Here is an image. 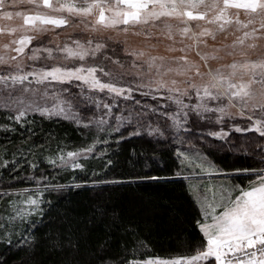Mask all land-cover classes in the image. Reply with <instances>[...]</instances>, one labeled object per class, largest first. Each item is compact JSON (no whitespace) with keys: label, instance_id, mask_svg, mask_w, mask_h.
<instances>
[{"label":"snow or ice","instance_id":"obj_1","mask_svg":"<svg viewBox=\"0 0 264 264\" xmlns=\"http://www.w3.org/2000/svg\"><path fill=\"white\" fill-rule=\"evenodd\" d=\"M23 5L28 8L15 12L6 10V7ZM241 11L249 17L243 27L252 26L251 32L245 31L243 37H264V0H0V18L11 21L15 16L23 21L19 28L0 27V35L11 37L0 47L15 53L0 54V96L4 98L0 133L14 134L18 127L23 129L30 113H39L47 119H72L77 126L89 131L95 128L96 135L91 144L66 154L59 149L46 159L54 170L67 171L71 167L73 172L79 169L85 174L87 162L98 159L105 176L121 166L119 151L109 152L110 141L114 140L117 149L134 140L155 145L151 148L152 156L138 153L133 145L126 156L131 168L121 173L129 180H101L93 172V184L120 185L151 180L178 182L183 186L185 181H189L199 243L194 248H185L183 253L168 257L149 255L137 259L135 247L132 254L128 253L127 240L122 248L115 250L105 241L92 250L90 258L85 259L82 241L86 237L82 231L91 230H82L80 223L74 221L68 212L58 217L62 221L56 227L58 237L49 236L47 241H39L30 232L31 238L21 233L13 241L14 233H10V229L16 228L15 221L25 224L27 231L26 221L35 223L34 216L43 218L48 214L43 207L44 194L64 186L54 185L43 172L39 176L35 171L21 176L25 165L36 170L39 164L29 158L30 149L24 152L14 149L9 155L7 147L0 157V180L3 179L2 173L8 174V182L0 184V202L4 206L0 210L7 212V219L0 221V242L9 246L17 243L20 245L18 251L23 250L30 257H34L35 252L29 253V250L43 243L57 255L54 264H264V54L252 57L242 49L240 59H236L235 45L245 43L244 38L237 37L230 46L231 50L225 51V56L233 59L212 68L208 61L223 59L218 55L221 49L214 48L211 54L200 51L201 45L207 47L204 37L211 36L214 40L216 32L226 31L225 26L233 19L236 24H241ZM71 17H80L82 22L91 17L94 25L125 33L140 28L141 31L134 34L149 38L153 34L146 29L162 25L161 35L173 41L165 45V51L182 55H152L143 48H125V57L131 59V66L141 70L128 78L125 73H117L109 67L124 66L118 56L113 58L115 51L108 55L105 43L98 42L93 47V41L89 39L84 44L79 40L73 41L75 49L67 44L57 49L67 54L65 60L78 58L83 62L79 66L75 63L41 68L21 66V57L36 61L41 58L38 55L41 52H47V58L53 59V49L33 47L32 55L28 56L25 49L35 37L27 34L17 37L18 31H47V25L61 27L68 24ZM257 18L259 29L254 26ZM176 36L181 37L179 47L175 46ZM185 39L191 40L192 44H184ZM256 46L252 43L247 47L255 49ZM192 50L203 64L189 60L188 53ZM87 57L93 58L92 64H88ZM137 61L143 63L137 64ZM144 64L147 65V73H143ZM5 65L7 67H3ZM202 68L207 71H202ZM175 77L183 79L178 81ZM197 78H200V83L196 82ZM73 82H78L79 93L72 92L70 86ZM61 94H67L71 99L53 103L51 107L45 106L50 99H58ZM73 101L92 112L86 121L79 111H72ZM63 103H67V109L61 106ZM90 105L95 106V111ZM231 108L236 111H230ZM114 133L118 135L114 137ZM98 144L106 146L99 153ZM206 146L212 150H206ZM166 158L171 161L170 167L162 163ZM228 158L231 164L225 163ZM141 161L147 171L137 170ZM165 167H168L170 175L149 174L164 171ZM228 167L235 173L250 174L246 188L221 180L216 184H205L201 193L199 185L190 183L196 175L226 176L224 169ZM25 182H34L36 186L14 187ZM51 207L49 204V211ZM101 216H106V213H101ZM110 226L123 228L122 217L114 214ZM125 233L129 234L127 229ZM143 246V241L136 245ZM0 264L7 262L0 260ZM21 264H28V261L22 259ZM35 264L41 262L35 261Z\"/></svg>","mask_w":264,"mask_h":264},{"label":"trees","instance_id":"obj_2","mask_svg":"<svg viewBox=\"0 0 264 264\" xmlns=\"http://www.w3.org/2000/svg\"><path fill=\"white\" fill-rule=\"evenodd\" d=\"M3 103L0 104L2 107H0V112L4 111ZM95 135L96 130L89 131L77 126L73 121L58 117L42 118L36 113L29 114L26 126L23 129L18 127L16 133H0V157L3 156L5 147H7L9 155L14 149H20L21 152L30 149L29 158L39 164V168L36 170L25 165V171L20 173L21 176L31 175L33 171L39 176L43 172L45 176L49 177L51 183L64 186L44 194L43 207L48 214L43 218L34 216L35 223L26 221L27 231L25 224H21L19 220L15 221L16 228L10 229V233H14L13 241H16L21 233L23 236L29 237L30 232L39 241H47L49 236L58 237L56 227L62 222L58 217H63V214L68 212L74 221L80 223L82 230H91L82 231L86 237L82 241L85 259L90 258L92 250L97 249L105 241L112 244L113 250H115L122 248L127 240L129 242L128 253L132 254L135 247L137 259H144L149 255L168 257L177 252L183 253L184 249L189 246L194 248L199 243V230L195 225L197 217L191 203L189 181H185L183 186L178 182L164 183L151 180L120 185L93 184V172L97 173L101 180H129L128 176L121 175V173L131 168L126 156L130 154L133 145L138 153L144 152L147 156L153 155L151 148L156 147L155 145L149 146L143 141L134 140L117 149L114 140L110 141L109 152L119 151L121 166L117 167L115 172H109L107 176L104 175L105 170L100 167L101 161L98 159H90L87 162L86 174L79 169L73 172L71 167L67 171L59 168L54 170L48 164L46 158L56 154L59 149H63L65 153L76 151L91 144ZM117 135L113 134L114 137ZM105 147L103 144H98L97 152L103 151ZM206 150L211 151L212 149L210 146H206ZM214 155L221 154L214 153ZM162 163L169 167L171 165V161L167 158ZM225 163L231 164V159H226ZM159 166L157 165V167ZM137 170L147 171L143 167V161ZM224 171L231 172L233 169L228 167ZM149 174L167 176L171 173L168 171V167H165L164 171H152ZM2 176L0 184L8 182L7 172L2 173ZM85 176L86 178H84ZM243 177V175H234L232 179L243 182ZM34 185V182H25L14 185V187L22 188ZM49 204L52 206L50 211ZM2 207H4L3 202H0V208ZM101 213H106V216H101ZM114 214L122 217L123 228L110 226V219ZM6 219L7 212L0 210V221ZM125 229H127L128 235H126ZM139 241H143L145 246L136 247ZM48 242L51 243V241ZM19 248L20 245L17 243L9 246L7 243L0 242V260H5L7 264H21L22 259L27 260L28 264H35V261H39L41 264H54L58 259L53 250L43 243L35 249L29 250V253L35 252L34 257H30L23 250L18 251Z\"/></svg>","mask_w":264,"mask_h":264},{"label":"rangeland","instance_id":"obj_3","mask_svg":"<svg viewBox=\"0 0 264 264\" xmlns=\"http://www.w3.org/2000/svg\"><path fill=\"white\" fill-rule=\"evenodd\" d=\"M10 2V0H9ZM78 2V0H77ZM28 8L27 5L18 6L17 8H7L6 10L9 11H17V10H26ZM239 19L241 21V24H236L235 20L233 19L232 23L227 24L225 26L226 31L219 32L217 31L215 34V39L211 36L204 37L203 39L207 42V47H204L203 45L200 46V51L202 53H209L211 54L213 52L214 48L221 49V51L218 53L220 57H223V59L220 60H212L210 59L208 63L211 65L212 68L218 67L220 64L228 63L230 62L233 57L232 56H225V51L231 50L230 46L233 45V42L237 39V37L244 38L243 33L245 31L251 32V25L248 28H244L243 25L247 24V21L249 17L245 16L244 13L241 11ZM23 21L22 18L19 17H13L11 21L7 19L0 18V27H16L19 28L22 25ZM254 26L259 29L260 28V21L257 18V20L254 22ZM215 28V26H211ZM46 28L47 31L43 32H21L18 31L16 33L17 37H19L22 34H27L34 36L35 39L32 41V43L28 46V48L25 49L28 56L32 55L31 48L33 47H48L53 49V59H48V53L47 52H41L38 53V55L41 57L40 59L36 61L28 60L27 56H23L19 59V63L21 66H29L34 68H41L46 65L51 66L53 64L57 66L61 65H71L73 63L76 64V66H79L81 61H79L78 58H69L68 60H65L64 57L67 55L64 52L57 51L58 48H63L65 44H67L69 47L75 49V46L73 45V41L79 40L82 44H84L86 41L91 39L93 41V47H95V44L105 43L107 45V54L113 55V52L115 51L114 59L118 56L121 59V63L124 65L122 68L119 65H109V67L113 68V70L117 73L123 72L126 74L128 78H131V76L140 73L141 70L139 68H133L132 61L130 58L125 57V48L128 49H146L149 53L152 55H164V56H179L182 55L180 52H174V53H168L165 51V45L172 44L173 41H168L164 38L163 35H161L163 28L161 26L152 27L149 26L146 31L151 32L153 35L149 38L144 35H135V32L141 31L140 28H134L130 29L127 33L118 30V29H103L97 25H94L92 23V18L88 17L85 18L82 22L80 17H71L69 18L68 24L63 25L61 27H53L52 25H47ZM9 39H11L8 35H0V45L6 43ZM245 43L244 45H235V51H236V59H240L239 52L242 49H246L249 52V55L252 57L264 54V37H259L257 39H251V38H244ZM159 41V42H158ZM181 37L176 36L175 38V46H180ZM184 44H192L191 40L185 39L183 41ZM255 43L257 46L255 49H249L247 46L249 44ZM149 45H156V47L151 48L148 47ZM0 54L3 55H15L14 52H7L2 47H0ZM189 60L196 61L200 64H203V61H200L199 57L196 55L195 50H192L188 53ZM103 59V57H101ZM88 64L93 63V58L87 57L86 58ZM142 61H137V64H142ZM14 66V65H13ZM87 66V65H86ZM7 67V65L3 66ZM202 71H207V69L202 68ZM148 68L147 65H143V73H147ZM178 81L182 80L183 77H175ZM206 80L207 77H204ZM145 82H147L145 77ZM197 83H200V78L196 79ZM78 82H73V84L70 86L72 92L79 93L80 89L76 87V84ZM37 87H42L40 85H37ZM180 87H183V85H180ZM85 92H87V89H85ZM100 98L99 96L97 97ZM71 98L67 96V94H61L58 99H50L45 106L51 107L53 103L59 104L60 101H67ZM1 102H4L3 96H0V104ZM185 102L187 103V99H185ZM194 102V101H193ZM73 112L79 111L82 115V118L86 121L91 115L92 112L84 110L82 105L77 104L75 101H73ZM61 106L65 107L67 109V103H63ZM1 107V106H0ZM92 111H95V106L90 105ZM175 106H173L174 108ZM2 108V107H1ZM230 111L235 112V108H231ZM32 114V113H30ZM39 114V113H36ZM59 118V117H58ZM70 121H73L72 119H67ZM74 122V121H73ZM113 124H115V120L112 121ZM75 123V122H74ZM76 124V123H75ZM218 127V126H217ZM96 130L95 128H93ZM211 139V138H210ZM67 153V152H66ZM65 153V154H66ZM228 175L218 177V178H212V177H201L199 175L193 176L191 181L193 185H199L198 191L201 193L204 192V185L205 184H216L219 183L221 180H223L225 183H233L236 185H240L243 187H247L249 184V180L247 179V176L250 175L248 173H235L234 171H225ZM234 175L240 176L243 175V182L240 181H234L232 177ZM255 179V177H252ZM233 180V181H232ZM34 186H30L28 188H34ZM23 188V187H22ZM238 194V193H236ZM210 195V193H209Z\"/></svg>","mask_w":264,"mask_h":264}]
</instances>
